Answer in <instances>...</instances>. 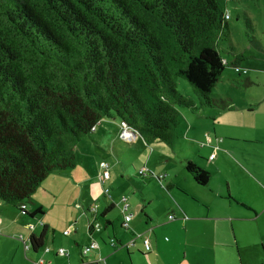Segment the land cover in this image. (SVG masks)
I'll return each mask as SVG.
<instances>
[{"label":"trees","instance_id":"trees-1","mask_svg":"<svg viewBox=\"0 0 264 264\" xmlns=\"http://www.w3.org/2000/svg\"><path fill=\"white\" fill-rule=\"evenodd\" d=\"M226 1L0 0V202L21 208L51 174L74 169L77 145L103 120L171 148L179 110L217 105ZM229 47L235 72L245 58ZM184 171L200 187L211 179L190 162ZM43 237L31 236L34 252Z\"/></svg>","mask_w":264,"mask_h":264},{"label":"crops","instance_id":"crops-1","mask_svg":"<svg viewBox=\"0 0 264 264\" xmlns=\"http://www.w3.org/2000/svg\"><path fill=\"white\" fill-rule=\"evenodd\" d=\"M254 45L255 48L258 46L257 43ZM244 80L246 87L255 85L248 77ZM212 99L217 105L208 108V110L214 111L208 114V118H206L208 121L211 116L216 115L217 119H220L226 115V111H231L233 107L231 98ZM197 105H199L198 100ZM205 108H201L200 111H204ZM261 109L262 106L259 104L256 106L250 104L244 108L250 116L256 112L263 115L260 122L245 120L239 127L241 134L237 138L244 140V148H242L243 153L240 158L237 159V170L234 171L238 185L230 176L232 175L231 171L226 165L229 162L228 156L232 151L231 144L227 141L221 142L218 144L220 149L215 151V140L219 135L216 128L213 127L211 130L209 123L205 128L196 112L186 109L179 110L177 140L185 141L187 145L184 150L190 151L197 159L204 153L207 161L213 164L211 170L204 168L200 163L197 164L201 170H206L212 174L206 186H197L192 181L197 189L203 190L210 185L215 186L208 191L213 200L203 203V209L207 215H195L187 218L183 216L187 213L186 209L179 204L174 207L167 206L164 219L156 218L146 209V205L152 204L155 197L145 193L148 185L140 186L137 181H132L133 184H131L140 193L142 206L138 205L132 214L130 213L132 206L130 207L129 202H127L128 208L124 213L122 212L121 199L130 189L122 188L121 184H117V191L111 192L109 187L111 177L108 181H102L101 178L99 180L95 176L91 180H87L88 184H85L86 180L82 178L81 181H69L67 176L66 180L71 187L65 202L47 204L32 202L31 205H27V203L25 215H22L17 208L0 202V264H192L191 258L198 257L200 253L187 246L186 243L180 244L178 231L186 232L193 225L207 222L211 225L209 228L214 229V233L208 235V238H202L205 248L201 250L211 251L212 256L216 257L214 250L220 246L225 255L228 253L231 255V260L235 259L234 263L229 264H264V108ZM257 119L259 118L257 117ZM118 126L120 125L118 124ZM206 129L208 134H211L208 135L211 138V143L208 148L203 145L199 147L200 142L196 137L201 132H205ZM132 137L130 141L123 140L125 145L129 149L140 151L144 142L142 144L139 142L141 137L138 134ZM174 144L171 147L172 151ZM176 150L179 151V155L175 156L184 162L181 166L184 169L185 162L189 160V157L184 154L182 149ZM213 153L215 158L209 160ZM140 170H144V168ZM124 174L128 179L132 176L125 172ZM124 174L122 173L120 177L123 178ZM148 174L150 175L147 171L146 176L141 177L147 178ZM217 174L220 176L219 180L212 184V180ZM179 176L180 171L177 173L174 171L167 172L159 182L160 188L163 186L160 191L165 189L166 192L175 191L177 194H189L191 196L196 188L191 187L185 177L182 180L184 185L175 183V178ZM151 184L155 185V182H151ZM154 185H149L147 189L153 188ZM106 189L109 190L108 194H105ZM56 190L60 196L64 195L66 186H58ZM134 200L133 197L132 204ZM116 206L120 208L123 214V219L119 223L110 219L111 211ZM37 210L42 213L37 214ZM138 210H140L139 215H135ZM170 215L173 216V220H168ZM125 216L131 217L130 222L127 223V228L125 227ZM176 221L179 223L170 225ZM94 222L99 223L101 227L99 232L90 229V224ZM118 224L125 234L118 233V227H116ZM219 227H221L220 230ZM157 230H159L158 233H156ZM64 233L67 234L64 235ZM41 234L44 236L43 245L41 249L34 252L30 247V238L31 236L37 238ZM164 234H168L170 237ZM139 235L149 241V252L144 251L141 239L136 237ZM218 236L223 238V240L220 239L223 243L218 242ZM8 240H12L11 247L13 249H6L8 245L6 241ZM132 240L134 243L130 246L129 243ZM91 244H94V248H90L83 256L84 249ZM23 246L27 247L24 249ZM60 250L64 251L63 255L59 253Z\"/></svg>","mask_w":264,"mask_h":264},{"label":"rangeland","instance_id":"rangeland-1","mask_svg":"<svg viewBox=\"0 0 264 264\" xmlns=\"http://www.w3.org/2000/svg\"><path fill=\"white\" fill-rule=\"evenodd\" d=\"M226 10L229 14V20H226L229 27L228 40H219L218 48L221 52V56L227 60L230 65L225 68L222 77L212 90L210 96L218 100L227 99V97H229L231 98L230 101L233 107L231 111H226V115L220 119H217L215 115L214 117L211 116L209 121L206 118H208V114H210V112H214L213 110H208V108H205L204 111H200L201 109H199L198 111L194 112H196L197 116L200 117L201 124L205 128H207L209 123L211 130H213L214 127L218 131L219 135L216 137L217 140H215L216 145L214 144L215 151L220 149L218 144L221 142L227 141L231 144L232 151L230 152V155L228 154L229 162L226 163V165L231 171L232 175L230 176L234 178V181L238 185V179L234 171L237 170V159L240 158V155L243 153L242 148H244V140L237 138L238 135L241 134L239 127L245 120L260 122L261 116L263 115L262 113L256 112L250 116V114L248 115L244 108L250 104L255 106L259 104L262 106V109L264 108V0H227ZM244 17H248L251 20L253 27L249 29L246 28L244 24ZM254 43L258 44L256 48L252 46ZM231 45L237 51L242 53L245 58V60L240 64V67L242 68L241 71L245 70L247 72L246 76H238V74L234 72V69L231 65L233 57L229 53V46ZM246 77L251 79L255 85L246 87L244 80ZM176 84L177 91L183 97L191 100L193 104L195 103V105H197V96L187 81L184 79H179L176 81ZM196 107L199 108V105ZM257 117L259 119H257ZM119 127L120 126H118V124L114 121H101L95 127V132H92L89 136L85 137L77 145L75 151L77 155V163L75 168L72 169L71 172L62 171L53 173V176H49L47 180L42 183L41 187L39 186L36 192L31 196L32 200L30 199V203L27 205H31L32 202L42 204L51 202L56 203L59 201L65 202L66 196L69 193V188L71 187L68 184V180L81 181L82 178L83 180H86L85 184H88L87 180L89 181L95 176L100 180L104 172L101 165L106 164L108 166L109 178L105 181H108L111 177L109 181L111 192L117 191V184H121L122 188L130 189V191L125 194V196H122L127 198L126 202H129L130 207L132 206L130 213L133 214L135 212L134 209H136L138 205L142 206V203H140L142 200L141 195L132 185V181H137L140 186L148 185L145 189V193L155 197L152 204L146 205V209L149 210L156 218L160 217V219H164L167 213L166 207H174L179 204L186 209L187 213H185L183 216H186L187 218L193 217L195 215H207L203 209V203H208V201L213 200L208 191L209 189H213L215 186L210 185L207 188L205 187L203 190L197 189L191 178L184 172L183 167H181L184 162H181V160L175 156L179 155V151L176 149L180 148L183 150L184 154L189 157V160L186 162H190L196 166L198 163H200L204 168L211 170L213 164L207 161L204 153H202V155L199 156V159H197L196 156L190 151L184 150L187 144L185 141H181L180 139L175 142L173 151L171 148L165 146L162 143H152L145 145L140 137L139 142H141V144L143 143V145H141L140 151L138 149H129V147L125 145V141H123V137L121 136L123 133V128L120 127L119 129ZM126 129L128 132L133 131L127 126ZM133 132L135 134H130L131 137L129 136V141L130 139L132 140V136H136V134H138L135 131ZM208 135L211 134H208L206 129L205 132H201L196 137L200 142L199 147L203 145L208 148L209 144L211 143V138ZM174 151L176 152L174 153ZM142 168L150 173V175L148 174L149 176L147 178H142L143 175L142 177L140 174V176L138 175V171ZM169 170L174 171L175 173L180 171V176L174 180L175 183L178 185H184L182 180L185 177L188 179V184H190L191 187L196 188L194 189L195 192L190 196L189 194H177L175 191L166 192L165 189L160 191L162 190L163 186L160 188L161 185L159 182H161L167 172L170 173ZM124 172L128 175H132L130 176V179L125 177ZM206 172L209 173L208 171ZM122 173L124 174L123 178L120 177ZM210 175L212 176V174ZM67 176L69 177L68 180H66ZM214 177L215 178L212 180V184L217 183L220 176L217 174V176ZM151 182H155V185L151 184ZM63 185L66 186V190L64 195L60 196L58 192H56V189L58 186ZM149 185H154V187L147 189L149 188ZM185 187L188 189L187 186ZM52 189L55 190L52 191ZM133 197L135 200L132 204L131 200ZM75 204L78 205L77 202H75ZM25 205L26 203L21 208H18L22 215L26 214ZM121 207H123V204H121ZM139 212L140 210H138L137 214L135 215H139ZM111 213L110 219L114 220L115 223H119V221L123 219V214L119 207L116 206V208H114ZM95 223L97 222L90 224V229L92 231L99 232L101 227L99 223H97L99 228L96 229ZM177 223L179 222H172L170 225L172 226ZM210 226V223L207 222L193 225L187 229L186 232L180 230L178 231L180 236V244L186 243L187 246H190L202 256L201 257L198 255V257L194 256V258H191L193 261L192 264L234 263L235 259L231 260V255L228 253L225 255L224 252H222V248L220 246L214 250L216 251V257L212 256L211 251L201 250L202 248H205L202 238H208V235L214 233V229H210ZM116 227H118V233L122 232V234H125L122 231L120 224L116 225ZM220 228L221 227H219V230ZM158 232L159 230L156 231V233ZM164 235L170 237L168 234ZM161 238H163V236H161ZM18 239L20 238L18 237ZM220 239L223 240L222 237L218 236V242L223 243V241ZM6 243H8L6 249H13L11 247L13 244L12 240H8ZM209 249L211 250L212 248Z\"/></svg>","mask_w":264,"mask_h":264},{"label":"built area","instance_id":"built-area-1","mask_svg":"<svg viewBox=\"0 0 264 264\" xmlns=\"http://www.w3.org/2000/svg\"><path fill=\"white\" fill-rule=\"evenodd\" d=\"M225 20H229V14H228V12H226L225 13ZM235 73H241V74H246V71L244 70V71H241V69L240 68H236L235 69ZM122 128H123V133L121 134V136L124 138V139H126V140H129L128 138H130L131 137V135L128 133V131H127V129H126V125H123L122 124V126H121ZM130 136V137H129ZM215 158V154L213 153V154H211L210 155V157H209V160H213ZM101 167H102V169H103V176L101 177V180L102 181H105V180H107L108 178H109V174H108V166L106 165V164H103V165H101ZM139 174L142 176H146V174H147V171L146 170H140V172H139ZM108 192H109V190L108 189H106L105 190V194H108ZM127 199L126 198H122L121 199V204H123V211L122 212H126L127 211ZM93 211V210H92ZM124 220H125V227L127 228V223L128 222H130V220H131V217L130 216H125L124 217ZM168 220H173V216H168ZM95 227H96V229H98L99 228V225L96 223V225H95ZM67 233H64V235H66ZM138 239H141V241H142V244H143V246H144V251L145 252H149L150 251V245H149V241L146 239V238H144V237H142V236H136ZM133 243H134V240H132L130 243H129V245L131 246V245H133ZM90 248H94V244H91L88 248H85L84 249V251H83V253H82V255L83 256H85L86 255V253L90 250ZM60 254H64V251L63 250H60V252H59Z\"/></svg>","mask_w":264,"mask_h":264},{"label":"water","instance_id":"water-1","mask_svg":"<svg viewBox=\"0 0 264 264\" xmlns=\"http://www.w3.org/2000/svg\"><path fill=\"white\" fill-rule=\"evenodd\" d=\"M128 133L131 134V135L135 134L133 131H130V132H128Z\"/></svg>","mask_w":264,"mask_h":264},{"label":"bare ground","instance_id":"bare-ground-1","mask_svg":"<svg viewBox=\"0 0 264 264\" xmlns=\"http://www.w3.org/2000/svg\"><path fill=\"white\" fill-rule=\"evenodd\" d=\"M123 140H126V139L123 138ZM127 141H128V140H127Z\"/></svg>","mask_w":264,"mask_h":264}]
</instances>
